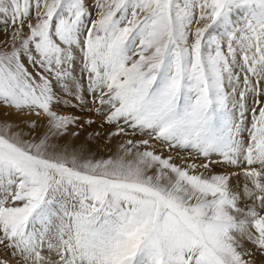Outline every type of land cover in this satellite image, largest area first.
Wrapping results in <instances>:
<instances>
[{"label":"snow or ice","instance_id":"1","mask_svg":"<svg viewBox=\"0 0 264 264\" xmlns=\"http://www.w3.org/2000/svg\"><path fill=\"white\" fill-rule=\"evenodd\" d=\"M0 33V112L44 120L0 119V264H264V0H0Z\"/></svg>","mask_w":264,"mask_h":264},{"label":"rangeland","instance_id":"2","mask_svg":"<svg viewBox=\"0 0 264 264\" xmlns=\"http://www.w3.org/2000/svg\"><path fill=\"white\" fill-rule=\"evenodd\" d=\"M89 3H91V0H89ZM7 36L4 34V33H0V41H4V40H7ZM75 103V102H73ZM60 111L62 112H65V113H68V114H74V115H78V116H81V117H87V116H91L92 114L91 113H87V112H82L80 110H78L77 108H62V109H59ZM2 113V112H1ZM5 117V116H4ZM13 117V116H12ZM5 118H9V117H5ZM94 119H96L97 121V125L101 122L98 118H96L95 116H93ZM2 119V117L0 118ZM16 120H19V119H25V120H34L36 121L39 125H43L44 124V120L43 119H40V120H37L35 117H17L15 116ZM94 130H98L96 128V125L92 126V128H85L84 130H82L81 132V135L83 137H85L86 133L84 132H91V131H94ZM76 141V140H75ZM115 143V141L113 142ZM99 147L101 148V154L102 155H108V151H107V147H112V145H108L107 147H105L104 145V142L101 141V144L99 145ZM3 256H5L6 258L8 259H11L10 255L8 253H3L2 254ZM14 264V262H13Z\"/></svg>","mask_w":264,"mask_h":264},{"label":"bare ground","instance_id":"3","mask_svg":"<svg viewBox=\"0 0 264 264\" xmlns=\"http://www.w3.org/2000/svg\"><path fill=\"white\" fill-rule=\"evenodd\" d=\"M2 117V119H4L5 117H4V115H3V113H1L0 112V118ZM15 118V116H10L9 118H7V119H10V120H16V119H14ZM84 133H88V132H84ZM84 139H85V137H83L82 135H80V137L75 141V143L76 144H80V143H83L84 142Z\"/></svg>","mask_w":264,"mask_h":264}]
</instances>
